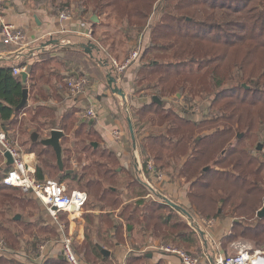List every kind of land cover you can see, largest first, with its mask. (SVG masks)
<instances>
[{"label":"trees","instance_id":"trees-1","mask_svg":"<svg viewBox=\"0 0 264 264\" xmlns=\"http://www.w3.org/2000/svg\"><path fill=\"white\" fill-rule=\"evenodd\" d=\"M104 1L78 0L76 6L83 12L93 9L94 13H99L107 5H111L105 4ZM115 1L125 14H128V23L138 31L143 29L156 2V0ZM157 12L151 41L142 60L149 55L165 54V57L159 61L152 58L144 64L136 78L137 87L143 85L142 89H157L154 94L160 98L163 95L182 91H189V95L193 98L215 94L211 107L215 103L219 104L221 114H230L225 119L227 125L223 127L217 124L224 115H216L213 119H209L210 127H207L209 132L199 139L197 129L200 128L201 123L198 124L191 118L182 116L164 104H158L152 100L144 104L138 112L158 117L159 122L157 124L154 122V126H158L156 130L158 138L154 135L148 136L144 148L149 150L159 169L166 171L172 178L178 176L190 183L191 189L188 196L191 207L195 206L196 211L201 215L206 213L212 205H217V208H222L232 217L257 213L259 208H254V200L258 195L264 198V172L261 168L263 165L255 169H247L252 161L247 158L232 159L239 152L231 145L227 147L228 151L225 155L216 157L214 166L210 170L204 171L203 169L208 166L205 165L208 163L206 161L212 160L209 157L216 155L219 148L229 145L231 139L237 138L240 132H247L255 139L264 138V95H262L264 94V0H163L157 7ZM193 64L197 66L196 69L192 68ZM25 65L27 63L15 66L0 64V127L6 130L7 135L13 129L14 138L21 137V143L24 144L31 143L29 138L32 126L49 125L48 131L50 132L55 125L43 121V118L56 117L55 113L48 115L45 112L48 107H39L40 109L32 111L29 119L21 117V113L28 112L27 105L19 108L23 90L25 87H37L38 77L35 73L39 68L36 63L28 67L30 81L24 84L21 76L14 73V68H21ZM188 68H191V71H187ZM44 74H41L42 77ZM153 76L158 77L152 86L147 87ZM206 79L210 81V84H202V81ZM244 83L250 88L244 87ZM40 88V93L37 95L45 96L42 87ZM49 109L53 111L52 108L47 110ZM182 111L184 114L190 113L187 107H184ZM67 121L68 118L63 117L60 129L64 131L68 129ZM37 131L40 132V130ZM242 141L243 139L237 138L236 142ZM31 146L36 148L42 145L37 142L31 143ZM44 149L47 147L44 146ZM107 155L108 161L118 164L115 154L108 151ZM147 161L148 159L145 162ZM45 163L46 166L61 172L58 165L55 166L54 163L47 161ZM220 165L226 167L221 169ZM106 166H108L106 163H99L91 174L102 179L89 181L86 185L87 188H93L96 194L102 190L106 178L112 182V176L117 174L115 168L105 169ZM89 168V166H84L82 172L75 170L70 174L61 172L60 181L71 180L81 183L90 174ZM170 168H173L174 172H171ZM36 177L39 180H44L46 177L41 165L37 167ZM135 182L136 187L141 189L140 196H145L150 192L147 186L137 180ZM11 191L20 190L0 183V234H4L1 238L4 237L3 239L7 241V247L14 249L18 243V237L10 230V227L6 226V223L18 224L20 222L13 220V214L8 217L6 214L20 199L17 195L10 193ZM109 192L115 193L107 187L99 195V200H105ZM141 200L136 201L137 206L141 204ZM115 204H118V201H115ZM164 208L173 211L172 207L164 202L156 205L149 204L147 210L151 220L158 221L161 225L164 224L160 222L163 218L162 214L158 213ZM122 216L128 218L126 214L122 213ZM203 216L209 217L208 215ZM215 216H219L218 212H215ZM131 219L133 218H128V220ZM256 220L258 223L250 226L243 224L241 220L234 221L229 239L245 238L264 245V219L256 218ZM133 229V223L126 225L127 232H132ZM43 231L53 232L48 229ZM120 232L118 229L115 234L118 244L124 242ZM6 235L10 236L6 237ZM170 238H175V235L171 233ZM187 240L188 243L195 242L194 238ZM42 243V240L38 241L37 245L34 244V248L36 249ZM94 251L102 258L96 248ZM143 259H145L143 256L131 257L127 264H134ZM0 264L22 263L6 260L4 256H0ZM155 264L165 263L160 260Z\"/></svg>","mask_w":264,"mask_h":264},{"label":"crops","instance_id":"crops-1","mask_svg":"<svg viewBox=\"0 0 264 264\" xmlns=\"http://www.w3.org/2000/svg\"><path fill=\"white\" fill-rule=\"evenodd\" d=\"M77 1L78 0H6L7 20L22 28L24 30L25 37L21 44H12L7 46L3 43L0 35V64L15 66L21 63H27V65L21 67L22 71L18 74L21 76L22 82V72L24 70L28 71V67L35 63L36 65H39V68L35 73L38 77L37 87H28L29 92L26 103L28 106L27 109L34 103L38 106V109L43 106L45 108H52L53 111H55L54 107H51L52 104H54L55 107L58 108L57 110L61 119L63 120V117L68 118V128L70 123L71 125L74 122L75 124L78 123L75 129L72 130V133H70L67 129L65 131L60 129V124L56 125L55 123L50 122L55 125V128L53 129H59L64 132V136L61 139L64 170L61 172L70 174L75 170L81 172L83 171L76 167H68L69 164L70 166L72 164L77 166L79 163L76 159H70V157H66V155H64V149H72L70 145L65 144L67 141H69V143L72 141V145L74 147H77L78 144L81 143V153L85 154L89 152L88 150H90L89 158L91 156H95L97 153H101V155L104 156L108 154L109 151L115 154L117 159L118 164L113 167L115 168L117 174L112 176L113 183L109 181L106 186L111 191L115 192H109V194H107L109 196H113V205L115 201H118L119 205L115 204L108 211L107 208L104 207L87 208L86 210L83 209L82 213L77 214L76 216L61 214V222L64 224L65 231L72 236L74 245L76 241L81 243L86 241L89 245L93 244L94 246L92 245L91 249L93 250L99 264H127L128 259L131 257L141 256L145 259L137 261L134 264H155L160 260H163L165 264H183L181 259L176 254H172L161 249V245L167 244L164 242L166 238V241L168 240L174 243V245H168L173 246H176L175 244H177L178 241L187 242V239L189 238H194L195 241L194 243L189 242L191 248L197 247L198 244H201V246L203 244L202 255L198 256L201 259L202 264H212L211 261L215 260V258L219 255H235L240 251L249 249L247 247L245 248L246 245L256 246L249 249L250 251H254L255 249H264V245L245 238H237L235 240L229 239L234 226V221L238 219H234L235 217L228 215L221 208H218L219 216H215L216 218L214 220H210L213 218H208L200 213L197 214L195 209L193 210L191 208L190 202H186L187 196L181 195L182 193L179 191L181 183L185 182L184 178H180L178 176L172 178L166 171H162L156 165L157 170L160 174H162L161 178L159 176H154V174H150L147 171L145 172V170L141 168V166L143 167V164L146 165L148 161H153L155 164L150 152L144 148V143L146 142V138L148 136L154 135L156 137V133H158L156 131L158 126H154V121L152 119L153 114L143 115V113L138 112L144 104L150 103L153 100V97L157 96H152L150 100H148L149 96L146 94L137 96L139 89L136 87L137 82L134 78L137 77L136 74H139L140 70L143 69L145 63L142 65L139 60L134 62L122 75V80L118 86L125 94V97L107 89L110 86L108 85L110 78H115L114 69L107 61V56H110L111 52L115 53L117 50L116 40H113L110 45L111 52L108 50L107 36L111 33L112 27L116 30L114 35L118 36V38L120 37V43L122 38H124L125 42H130V46L133 43L130 49L131 51L136 47L139 39H142V53L145 52L151 41L152 30L155 26L154 22L157 20V7L163 2V0H156L150 17L147 18V21L141 31H138L137 28L132 27L130 23H128V14H125L124 10L121 9L115 0H105V4L111 5H107L99 13H94L93 9L83 12L82 9H79L76 6ZM157 2H159V4L156 5ZM68 4H71V6H68ZM67 7L71 9L72 17L71 19L62 21L60 20V14L62 10ZM94 15L98 17V21L96 22L91 20ZM112 21L116 22L120 25V27H116ZM117 32L119 35H117ZM87 33H90L91 36H86ZM126 58L127 57H124L123 60ZM43 73H45L44 77L41 75ZM60 76L62 77L60 78ZM71 77L87 78L89 81L87 86H90L89 89L87 87V89H85L82 93L73 96L68 87V79ZM29 81L30 74L28 73V78L25 84H28ZM40 87H42V92L45 96L37 95L40 93ZM136 98L142 100L143 102H140L139 100L141 106L134 111L133 107H136ZM163 104L167 106L169 103L163 102ZM91 106L97 110V114L95 118L87 119L82 114H84V111ZM38 109L36 108L33 111ZM133 112H135V117H132ZM55 113L57 114L56 111ZM27 114L28 112L25 114L21 113V117H24ZM126 114L131 116L124 121L123 116H126ZM79 116H81V119ZM130 122L136 137V147H134L131 136ZM115 128L121 131L120 139L115 138L113 135V130ZM2 129L5 130L4 128ZM33 132H37L39 134V137L35 142L31 139ZM50 132L47 130L48 134L44 137H49ZM92 133L93 135H91ZM40 134L41 133L39 131L32 130L29 138L31 143H41L44 137H41ZM8 135H10L8 136L9 139L13 141L17 147L21 148V146L24 145V143H21L20 139L14 138L12 131H10ZM71 136L72 140L70 139ZM91 136H95L96 139H92ZM22 140L24 141L25 139ZM31 143L27 144L31 146ZM95 143L97 146H95ZM41 145L44 147L42 143ZM29 150L36 155V163L34 165L36 173L38 167L37 154L33 151L32 146ZM144 150L146 152H144ZM80 151L75 149L74 153L79 154ZM137 159L139 166H136ZM146 159H148L147 162H145ZM12 164L13 162L9 163L6 155L0 154V183H2L1 179L3 175L11 168ZM82 164L87 166L90 163L89 161H85ZM106 165H108V163H106ZM138 169H141V172H138ZM89 175L92 174L90 173L87 176ZM44 179H48V177H45ZM106 179V181H108V178ZM113 179L121 181L129 180V182L119 191V185L116 184ZM147 179L150 180L151 186L156 189V191L159 190V188L155 186L156 184L163 186L160 188V191H158L159 193L186 208L190 213L193 214L194 212L201 218V221L202 219L203 222H206L207 219H209L208 221H211L209 224L207 223L205 230L206 238L211 239L210 241L208 240V246H205V243L198 232L194 234L192 233L193 229H189V225L186 223H173L172 218L174 214L184 216L174 208H172L173 211L169 208H164L158 212L162 214L163 218L160 222H163L164 224L161 225L158 221H155V224L153 223L154 221L151 220L147 207H149V204L151 203L156 205L161 202L163 203V201L158 199L151 192V190L147 195L140 196L141 189L136 187L135 180L147 186L149 190V183L147 182ZM93 180H95V178H92L89 181ZM65 181L60 182L65 184L68 189H79L69 186L65 183ZM110 182L112 184H110ZM19 190L21 193L25 194L21 189ZM25 195L31 196L37 200L31 194ZM139 199H142V202L139 206H137L136 201ZM38 203H40L41 206L43 205L40 201H38ZM128 205H131V207L128 208H131V211L135 212L132 214L128 213L126 215L128 218H133L131 220L122 216V213L126 214L125 207ZM43 207L45 208L44 205ZM46 213L47 220L43 222L42 228H40L39 231H33L27 238L23 239L19 232L13 231L18 237V243L20 244L19 248L27 252V260L10 257L8 255L0 256H4L6 260H15L22 264H68L60 253L59 243L62 233L59 224L53 220L47 210ZM17 215L20 214L14 213L12 215L13 220L21 223L22 220H19L21 219V215L20 218H18ZM258 219L262 220L264 218ZM77 222H79L80 226L82 225V231H75V228L73 229V226H75ZM128 223L134 224L132 232L126 231V225ZM257 223L258 222L249 224V226L256 225ZM158 226L161 228H168L167 230L169 231L162 236L160 233L156 232V227ZM210 228L213 229L211 230ZM44 229L52 230L53 232L47 233L46 231H43ZM118 229L124 232V242L119 244L117 238L115 237ZM179 229L182 231H176ZM171 233L175 235V238H170ZM43 234H53L56 238L55 240L47 238L49 240L44 242L48 244L45 251L46 254L39 255L36 252L37 248H34V244L37 245L38 241L40 242V240H43L41 237ZM212 241H214V244ZM5 242L7 243L6 240ZM99 245L110 251V254L104 255L99 250ZM242 246H244V248ZM257 246H262V248H258ZM94 248L101 253L103 259L97 255ZM235 249H239V251L235 254L228 255V253L235 251ZM9 250H11V248H9ZM190 253L196 255L193 252ZM104 259L106 261H104ZM83 260L88 264H92L85 259Z\"/></svg>","mask_w":264,"mask_h":264},{"label":"rangeland","instance_id":"rangeland-1","mask_svg":"<svg viewBox=\"0 0 264 264\" xmlns=\"http://www.w3.org/2000/svg\"><path fill=\"white\" fill-rule=\"evenodd\" d=\"M133 4H135V3H133ZM157 4H159V2H157L156 5ZM180 13H182V12H180ZM112 22H113V24L116 27H120V25H118L116 22H114V21H112ZM109 29H110V27H109ZM115 32H116V30L112 27L111 33L107 36V40H108L107 44H108V48H109L108 50L110 51V45H111L112 41L116 40L117 50H116L115 53L110 51L111 52L110 54L112 55V57H115V58H118V59L120 58L119 60L123 61V58L127 57L129 55V53L131 51L130 49H131V46L133 44L132 43L133 41L131 42L132 43L131 46H130V42L127 43V42L124 41V38H122L121 43H120V40H119L120 37L118 38V36H115L114 35ZM100 35H101V33H100ZM117 35H119L118 32H117ZM98 36H99V34H98ZM162 53H164V52H162ZM143 54H144V52L142 53V55L140 56V59H139V62L142 63V65L144 63H148L149 61H151L152 58H156L159 61V60L164 59V57H165V54L149 55L148 57H145L144 60H142ZM107 61H108V63H110L109 56L107 57ZM109 65L113 68L111 63ZM196 67L197 66L195 64H193L192 68L196 69ZM189 70L191 71V68H188L187 71H189ZM114 75H115V72H114ZM136 76L138 77V73L136 74ZM137 77H135L134 79L136 80ZM157 77L158 76L151 77L152 81H151V83L148 82L150 84L147 85V87L148 86H152L154 81L157 79ZM202 84H204V85L210 84V81L208 79H206V80L202 81ZM87 87L89 89L90 86H87ZM87 87H86V89H87ZM142 87H143V85H142ZM142 87L141 86L137 87L139 89V93H137L138 94L137 96H139L141 94H146L147 96H149L148 100H150V98H152L153 94L155 92H157V89L156 90L155 89H142ZM107 89H110L111 92H114L113 89L110 86ZM71 94L73 96L77 95V94H73L72 92H71ZM262 95H264V94H262ZM214 96H215V94H209V95L206 94V95H203V96H196V97L193 98V96L189 95V91H187V92L182 91L181 93L178 92V93L175 94V92H174V93H171L169 95H163L162 98H160V97L159 98L161 100H164L167 103H169L166 106L169 109L175 110L176 113H178V114H180L182 116H186V117L191 118L193 121H195L198 124L201 123L200 128L197 129V131H198L197 134L201 138L205 133L209 132V129H207V127H210V123H209L210 120L209 119H213L216 115H219V116H223L224 115V117L219 120V123L217 125H219L220 127H223L224 125H227V121L225 119H226L227 116H229L230 113H228V114H223L222 113L221 114L220 105L216 104V103H215V105L213 104V106L211 107V105L213 103ZM228 99H230V98H228ZM139 100L140 99H137V98L135 99V106L136 107H133L134 111L137 110L138 108H140V106H141L140 102L142 100H140V102H139ZM227 100H221V101H227ZM51 107H54L56 109L57 114L55 113V111L47 110V109L45 110V112L48 115H51L52 113H55L56 117H54V118H43L44 119L43 121H47L49 123L53 122L56 125L61 124L62 123V121H61L62 119H61V116L58 113V110H57L58 108L55 107L54 104H52ZM184 107H187V109L190 111V113L183 114L182 109ZM36 108H38V106H36V104L33 103L30 106V108H28V114L26 116H24V117H26V119H29L31 117L30 116L31 112L34 109H36ZM83 110H86V109H83ZM251 112H252V110H251ZM251 114H253V112ZM82 115H84V114H82ZM130 116L131 115H127L126 114V116H123V120L125 121ZM79 117L81 119V116H79ZM132 117H135V112H133ZM152 119H153V121L156 124L159 122V119H158V117L156 115H153ZM77 124L78 123L75 124V122H74L71 125V123H70V126L67 129V131L72 133V130L75 129ZM48 127H49V125L37 126V127L32 126L31 130H34V131L35 130H40V132H41L40 136L44 137L45 135L47 136V134H48L47 133ZM11 130H12V134H14V130L13 129H11ZM241 133L243 134V136L242 137H237V138L243 139L242 142H239V143L236 142L237 138L234 137L233 139H231L229 145H225L224 148H219V152L216 153V155L213 154V156L209 157V158H212V160H209V161L205 160L206 162H208L205 165H212V167H213L214 166L213 163H214L216 157H222L223 155H225V153L228 151L227 147H230L232 145V146L236 147L237 151L239 152L232 159H235V160H239V159H243V158L250 159L252 161V163L249 166H247V169H255L256 167H259L260 165H263V166H261V168H262V171L264 172V138L255 139L254 137L249 136V134H247V132L246 133L245 132H240L239 134H241ZM23 137H26V136H23ZM82 137H84V136H82ZM44 138H46V137H44ZM87 138H89V137H87ZM91 138L92 139H96L95 136H91ZM16 139H21V137L16 136ZM70 139L72 140V136H71ZM65 144L66 145H70V147L72 149H69V148L64 149V151H65L64 155H66V157H70V159H76L78 161V163H79V164H77V166L75 164H72L70 166V164H69L68 167H70V168L71 167H74V168L76 167V168L82 170L83 166L85 165V164H82V163H84L85 161H89V163H90V164L87 165V166L90 167V170H89L90 173H91L92 170L94 171L98 167V164H99L98 162L108 163V166H106L105 169L108 168V167H115L116 166V164H114V163H112V162L107 160V154L102 156L101 153H97L95 156H91L89 158L90 150H88L89 152H87L85 154L81 153V151H80V149L82 148V144L81 143H79L77 147H74L72 145L73 144L72 141L70 143H69V141H67ZM259 145L262 146V149H260V150L258 149ZM30 147L31 146L26 143L23 146H21V149H23L24 151H27V152H32L31 150H29ZM65 147H68V146H65ZM74 148L76 150L80 151L79 154H75L74 153L75 152ZM213 148H215V146H213ZM32 149L37 154L38 165H41L43 167V169L45 171V176L50 178V179L60 180L61 172L59 170L56 171L53 168L46 166V163H45V161H47L49 163H54L55 166L57 165L56 155H55L54 150L52 148H50V147H47V149H44L43 146H38L36 148L33 147ZM73 149H74V151H73ZM147 151H149V150H147ZM144 152H146V151L144 150ZM137 157H138V155H137ZM251 157H252V159H251ZM95 161H97L98 164ZM224 167H226V166H223V165L219 166V168H221V169H224ZM141 168H143L145 170V172L146 171L148 172L147 167H145V164H143V167L141 166ZM170 171L174 172L173 168H170ZM92 178H95L96 181H98V178H101V177H93L92 175H89L80 184H78L77 182L69 181V180H66L65 183L68 184L71 187H75V188H79V189L85 190L88 193L89 200L85 204L84 210H86L87 208H95V207H97V208L104 207V208H107V211L110 210L111 207L114 206L113 205V200H114L113 196L107 195L105 200H103V201L99 200V195H101L102 192L107 188L106 185H107V183H109V181H105V183L102 186V190H99L98 194H96V192H94L95 190H93V188H91V187L87 188L86 187V183H88V181L91 180ZM113 180H115L116 184L119 185L118 186L119 191H120L121 188L125 187L126 184L129 182V180H126V181H124V180L121 181V180H117V179H113ZM112 183H113V181H112ZM155 186L157 188H159L158 191H160V188L163 187V186L158 185V184H156ZM190 189H191V185L188 182H186V179H185V182L181 183V186L179 187V191L182 193L181 195H183V196L186 195L187 196L186 197V202L187 203L190 202V198L188 196V194H189L188 192L190 191ZM10 193H13V194L17 195L20 200L15 202V205H14L13 209L11 211L7 212V214H6L7 216L6 217H8L9 215L14 214V213H19L21 215V219H19V220H22V222L20 224H9V223H6V226L11 227L10 228L11 231L19 232V234L22 235L23 239L27 238L30 233H32L33 231H39V229L42 228L43 222L45 220H47L46 210L43 207V205L41 206V204L38 203V201L35 200L31 196H28V195L26 196L23 193H21L20 191H11ZM261 196L262 195H258L257 198L254 200V208H259L258 210H260L263 207V197L261 198ZM217 207H218L217 205L210 206L207 209V212L204 213L203 215H208L209 216L208 218H213V219H210V220H214L216 218L215 217V212H218V208ZM191 208L193 210L195 209V211H196L195 206L191 207ZM125 209H126V215L131 212V208H128V206H126ZM257 213H258V211H257ZM257 213H250V214H244L242 216H235L234 219L241 220V221H243L242 223L246 224V225L254 224V223L257 222L256 218H259ZM190 214L191 215L194 214V218H195L196 223H199L204 228V230H206L207 223L209 224V222H211V221H208L209 219H207L206 222H203V219L201 221V218L199 216H197L194 212H193V214L192 213H190ZM197 214H198V212H197ZM65 220H66V218H65ZM172 220H173V223H175V222L176 223H178V222L186 223L187 225H189V229H193L192 230L193 234L198 232L196 225L193 224L186 216H181L180 214H178V215L174 214ZM153 223L155 224L156 222H153ZM73 229L75 231L76 230L77 231H82L83 227H82V225L80 226L79 222H77L75 224V226H73ZM167 229L166 228H161V227L158 226L156 232L160 233L163 236V235H165V233H167L169 231ZM210 229L212 230L213 228H210ZM176 231H182V230L179 229V230H176ZM120 233H121V236L123 237L122 233H124V232L121 231ZM3 235L4 234H0V238ZM7 236L9 237L10 235H6V237ZM41 237L43 239L42 240L43 243L46 242L47 240H49L47 238H51V239H54V240L56 238L55 236H53V234H43ZM166 239L164 241L165 243H167L166 245H168V244H173L174 245L173 242L168 241V240L166 241ZM208 240L210 241L211 239L209 238ZM209 241H208V243H209ZM212 242L214 244V241H212ZM178 243L175 244L176 246H173V245H168V246L176 247V248H179L181 250L188 251V252H193L197 256L202 255L203 244H202V246H201V244H198L197 247L191 248L190 247V243L188 244L187 242H183V241H178ZM92 245L93 244L89 245L86 241H83L82 243L79 242V241H76L74 247L76 248L77 253L83 259L91 262L92 264H99L97 262V260H96V257H95V255L93 253V250L91 249ZM19 247H20V244L17 243L16 248H14V249L11 248V250H13V251L16 250V251H14L12 253L13 255H11V257H16V258H19V259H22V260H27L26 259V256H27L26 253L27 252L21 250ZM242 247L244 248V246H242ZM246 247L251 249V248L256 247V246L246 245L245 248ZM257 247L258 248H262V246H257ZM238 251H239V249H235V251H233L231 253H228V255L229 254H235Z\"/></svg>","mask_w":264,"mask_h":264},{"label":"built area","instance_id":"built-area-1","mask_svg":"<svg viewBox=\"0 0 264 264\" xmlns=\"http://www.w3.org/2000/svg\"><path fill=\"white\" fill-rule=\"evenodd\" d=\"M6 0H0V35L5 45L16 44L23 42L25 33L24 30L6 18ZM72 12L70 8L62 10L60 20L71 19ZM86 35V34H85ZM86 36H91L87 33ZM143 42L139 39L136 47L130 52L126 59L119 60L118 58L109 56L111 65L115 72L116 84L122 80V75L128 68L140 59L142 55ZM107 56V57H108ZM21 68H14L15 74H20ZM89 81L85 77H71L68 79V87L73 94H80L85 91ZM97 110L94 107H88L84 113L87 119L94 118ZM115 138H121V131L117 128L113 130ZM7 152L13 157V164L9 170L3 175L2 184L10 187L21 189L26 194L33 195L40 201L51 215L53 220L59 224L61 230L60 238V253L68 264H88L77 253L72 236L65 231L64 224L61 222V214L76 216L82 213L85 204L89 200V195L86 191L80 189H68V187L55 179L39 180L36 177L34 165L36 163V155L32 152L24 151L17 147L11 141L5 130L0 128V154L5 155ZM147 169L150 174L162 177L153 161H148ZM147 182L151 185L149 179ZM47 243L39 244L36 252L39 255H45ZM161 249L166 252L176 254L183 264H202L201 259L188 251L181 250L176 247L161 245ZM13 252L9 250L3 238H0V255H8L11 257ZM264 264V249H249L238 252L235 255L222 256L215 258V264Z\"/></svg>","mask_w":264,"mask_h":264},{"label":"water","instance_id":"water-1","mask_svg":"<svg viewBox=\"0 0 264 264\" xmlns=\"http://www.w3.org/2000/svg\"><path fill=\"white\" fill-rule=\"evenodd\" d=\"M91 20L96 22V21H98V17L96 15H94L91 18ZM21 75H22V78H23V83L25 84L26 81H27V78H28V71L24 70ZM109 85L111 86V88L113 89V91L115 93H118V94L122 95V97H125L124 96L125 94L123 93V91L116 84V79L114 77L110 78ZM243 86L246 87V88H250V86H248L245 83L243 84ZM28 92H29V89L27 87L24 88V90H23V99H22L21 104L19 105V108H22V107H24L26 105L27 99H28ZM153 100L156 103H158V104H163V101L158 96H154ZM130 131H131V136H132L134 147H136V137H135L134 129L132 127L131 122H130ZM63 136H64V132L62 130L52 129L51 132H50V136L47 137V138L42 139V141H41V143L44 146H49V147H52L54 149L55 154H56V158H57V163H58V166H59L61 171L64 170V162H63V156H62L63 149H62V144H61V139H62ZM242 136H243L242 133L238 135V137H242ZM38 137H39V134L37 132H33L32 136H31V139H32V141L35 142V141H37ZM199 139H200V137H199ZM95 146H97L96 143H95ZM258 149L259 150L262 149V146L259 145ZM5 155L8 158L9 163H12L13 162V157L11 156V154L9 152H7ZM136 166H139L138 159L136 160ZM211 168H212V165H208V166L204 167L203 170L204 171H208ZM68 172H70V171H68ZM138 172H141V169L140 170L138 169ZM148 187L151 190V192L158 199L162 200L164 203H166L167 205L171 206L172 208H174L176 211H178L182 215L186 216L193 224H195L196 227H197L198 233L200 234V236L202 237V239H203V241L205 243V246H208V239L206 238V231L204 230V228L199 223H196L195 218L193 217V215L190 214V212L186 208H184L181 205L173 202L168 197L162 195L161 193L156 191V189H154L151 185L148 184ZM219 212H220V209H219ZM257 215L261 219L264 218V204H263V207L258 211ZM17 217L20 218V215H17ZM98 248L104 255H109L110 254V251L106 250L104 247L99 245ZM211 262H212V264H215V260H212Z\"/></svg>","mask_w":264,"mask_h":264},{"label":"bare ground","instance_id":"bare-ground-1","mask_svg":"<svg viewBox=\"0 0 264 264\" xmlns=\"http://www.w3.org/2000/svg\"><path fill=\"white\" fill-rule=\"evenodd\" d=\"M260 264V263H259Z\"/></svg>","mask_w":264,"mask_h":264}]
</instances>
